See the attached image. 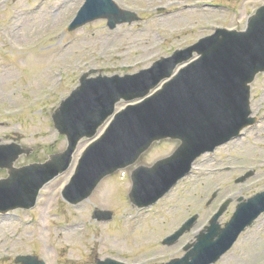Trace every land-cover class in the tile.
Listing matches in <instances>:
<instances>
[{
    "label": "rangeland",
    "instance_id": "obj_1",
    "mask_svg": "<svg viewBox=\"0 0 264 264\" xmlns=\"http://www.w3.org/2000/svg\"><path fill=\"white\" fill-rule=\"evenodd\" d=\"M81 1L0 2V139L34 144L38 149L28 158L20 156L15 164L65 146V139L51 127L49 110L77 84L83 70L97 67L106 74L136 71L158 56L169 55L174 48L210 33L213 25L241 26L252 7L264 0H222L234 8L212 11L185 9L165 15L145 11L139 13V21L121 23L111 29L100 18L66 31L64 26ZM118 1L145 7L165 0ZM251 95L254 113H264V72L254 79ZM29 99L31 105L25 106ZM175 143L174 140L153 143L134 164L151 162L167 154ZM216 153L201 156L196 162L202 170L186 176L148 210L136 213L123 197L130 184L127 168L124 178H120V171L107 176L89 198L76 205L65 203L56 194L67 171L60 173L42 187L34 207L0 214V264H16L14 255L22 252L42 256L46 264H95L97 257L137 260L154 253L168 254L187 232L171 245L157 244L155 240L170 233L187 215L199 214L196 227L216 207V200L230 196L231 202L218 218L223 223L234 208L236 196L246 197L264 188V165H259L254 175L241 183L233 179L244 169L237 167L217 173L212 170L216 164L247 165L256 161L257 156L264 159V117L242 137L220 146ZM4 175L5 171L0 169V177ZM257 177L261 180L245 186V182ZM219 185L216 198L204 206L206 193ZM95 207H109L114 214L126 215L108 223L96 221L91 218ZM115 236H119L120 246L110 241ZM146 240L153 245H146ZM183 253L184 250L179 254ZM260 263L264 264V213L212 264Z\"/></svg>",
    "mask_w": 264,
    "mask_h": 264
},
{
    "label": "water",
    "instance_id": "obj_2",
    "mask_svg": "<svg viewBox=\"0 0 264 264\" xmlns=\"http://www.w3.org/2000/svg\"><path fill=\"white\" fill-rule=\"evenodd\" d=\"M128 15L129 13L119 14V16L113 15L110 20L123 19L125 16L130 18ZM251 18L247 30L242 35H221L217 38L219 42L214 48L219 50L222 47L232 48L239 57L240 67L253 73L252 70L264 67V5L259 7ZM176 61L178 60H175L165 71L157 75L153 81H151L153 78L148 81L140 74L125 76V79L116 76L87 79L85 77L86 73L83 74L80 78L82 84L63 100L61 105H64L60 110H57V108L56 114H53L55 127L60 133L67 136V147L61 152L50 154L49 158L43 162L14 167L13 161L18 155L21 152L28 153L30 148L21 147L18 144H0V167L6 168L8 172L7 177L0 179V210L33 204L39 187L65 167L76 141L83 134L89 136L94 133L96 125L102 122L112 111L115 99L119 96L133 98L144 95L149 88L157 83L158 79L171 72ZM134 82L139 84L134 92L123 91L125 87ZM185 85L186 82L176 84L164 95L156 97V94H154L144 101L147 104L140 110L154 111L156 107L162 108L164 102L178 101V95ZM165 89H167V86L158 93L165 91ZM127 112L129 116H133L136 114V109L130 107ZM140 116V112H137L136 117L139 118ZM140 126V124H137L138 133H141ZM84 128L87 129L86 132L83 131ZM157 137L159 136L157 135ZM181 145L182 143L179 147ZM223 236H226V234H223ZM25 264L29 263L25 262Z\"/></svg>",
    "mask_w": 264,
    "mask_h": 264
},
{
    "label": "bare ground",
    "instance_id": "obj_3",
    "mask_svg": "<svg viewBox=\"0 0 264 264\" xmlns=\"http://www.w3.org/2000/svg\"><path fill=\"white\" fill-rule=\"evenodd\" d=\"M117 242V239H114Z\"/></svg>",
    "mask_w": 264,
    "mask_h": 264
}]
</instances>
